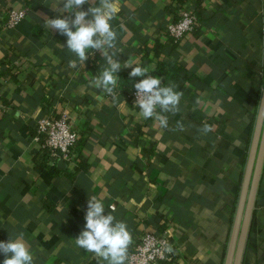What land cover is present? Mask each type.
<instances>
[{"label":"crops","instance_id":"obj_1","mask_svg":"<svg viewBox=\"0 0 264 264\" xmlns=\"http://www.w3.org/2000/svg\"><path fill=\"white\" fill-rule=\"evenodd\" d=\"M52 3L0 0V241L22 232L34 264H104L74 242L96 196L133 243L167 232L172 264H222L264 79V0H120L117 59L183 92L168 129L131 104L130 68L118 73L113 100L89 86L106 66L98 51L68 67L66 37L44 25L57 15ZM8 7L26 9L12 29L2 25ZM181 8L199 25L171 43L165 26ZM168 62L179 70L155 75ZM48 108L68 110L80 134L71 162L50 161L55 173L42 167L48 157L32 128ZM178 121L183 131L172 130ZM204 124L213 130L198 131ZM256 200L241 264H264V161Z\"/></svg>","mask_w":264,"mask_h":264},{"label":"clouds","instance_id":"obj_2","mask_svg":"<svg viewBox=\"0 0 264 264\" xmlns=\"http://www.w3.org/2000/svg\"><path fill=\"white\" fill-rule=\"evenodd\" d=\"M85 5H89L87 10L83 8ZM50 7L57 15L55 18L45 17L44 25L66 37V45L62 46L75 57L68 61V67H84L89 56L98 51L106 66L98 74L91 75L89 86L102 90L113 100L116 99L114 89L120 80L118 73L122 68H130V78H142L134 83L135 105L140 116L146 120L154 119L160 128L168 129L166 114L180 111L183 92L177 90L175 83L164 84L161 78L149 74L148 67L139 66L131 59L124 63L117 59L121 53L111 21L121 10L120 0H53ZM172 130L183 131V122L178 121ZM212 130L213 126L209 124L198 129L205 134ZM84 220L83 229L74 238L75 245L94 254L104 264H126L129 247L133 243L126 223L116 220L110 213L105 214L104 204L96 196L88 198ZM166 251L172 252L173 249L169 245ZM0 254L5 257L3 264H34L33 254L22 232L15 239L10 237L7 242L0 241Z\"/></svg>","mask_w":264,"mask_h":264},{"label":"built area","instance_id":"obj_3","mask_svg":"<svg viewBox=\"0 0 264 264\" xmlns=\"http://www.w3.org/2000/svg\"><path fill=\"white\" fill-rule=\"evenodd\" d=\"M2 25L6 29L17 26L26 16V9L8 7L5 10ZM199 25V18L195 12L187 8L179 9L174 20L165 26V33L171 43H177L182 38L192 34ZM142 79V78H140ZM139 79V80H140ZM131 104L135 105V88L129 94ZM2 107V93L0 91V108ZM34 139L38 142L40 150L45 152L48 161L60 159L64 162L72 161V151L77 146L80 134L70 119V112L61 109H46L44 114L33 123ZM113 209V206H110ZM171 246L173 251L167 252L166 247ZM175 247L170 241L167 232H144L133 243L128 252L126 264H159L161 262L172 264Z\"/></svg>","mask_w":264,"mask_h":264},{"label":"water","instance_id":"obj_4","mask_svg":"<svg viewBox=\"0 0 264 264\" xmlns=\"http://www.w3.org/2000/svg\"><path fill=\"white\" fill-rule=\"evenodd\" d=\"M264 161V79L222 264H241Z\"/></svg>","mask_w":264,"mask_h":264},{"label":"trees","instance_id":"obj_5","mask_svg":"<svg viewBox=\"0 0 264 264\" xmlns=\"http://www.w3.org/2000/svg\"><path fill=\"white\" fill-rule=\"evenodd\" d=\"M160 70H158L155 75H161V76H164V77H170L173 73H176L179 68L175 67L172 63L168 62V63H164V64H160ZM141 77H136L135 78V82H138L139 79ZM47 159L46 156H44V158H42V167L43 168H46L49 172L51 173H55L56 172V167H55V163L53 162L52 164L49 163V161L47 162ZM130 251V250H129ZM128 251V252H129Z\"/></svg>","mask_w":264,"mask_h":264}]
</instances>
